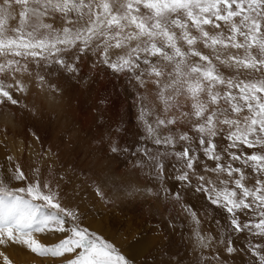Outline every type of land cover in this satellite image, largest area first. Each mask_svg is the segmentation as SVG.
<instances>
[{"label": "snow or ice", "instance_id": "1", "mask_svg": "<svg viewBox=\"0 0 264 264\" xmlns=\"http://www.w3.org/2000/svg\"><path fill=\"white\" fill-rule=\"evenodd\" d=\"M82 55L127 73L140 87L155 85L156 102L139 97L138 120L152 147L135 148L136 165L160 178L164 162L175 157V178L190 185V173L195 176L196 190L229 215L230 231L264 237V0H0V104L18 103L10 89L26 90L22 77L32 75L30 64L76 72ZM38 79L42 86L45 77ZM181 95L191 101V111L181 113L190 127L173 132L178 118L167 114ZM217 137L227 142L220 151ZM111 151L129 149L114 141ZM10 179L27 181L19 166ZM59 200L57 187L39 178L15 189L0 179V244L39 256L73 254L66 264H130ZM186 211L199 225L196 213ZM36 233L62 235L48 245ZM196 237L204 247L212 239L206 243L198 231ZM248 251L251 264H264V243L250 242Z\"/></svg>", "mask_w": 264, "mask_h": 264}, {"label": "bare ground", "instance_id": "2", "mask_svg": "<svg viewBox=\"0 0 264 264\" xmlns=\"http://www.w3.org/2000/svg\"><path fill=\"white\" fill-rule=\"evenodd\" d=\"M75 64L78 69L76 72H68L56 64L45 67L30 64L32 75L25 74L22 77L27 85L26 90L16 92L10 89L18 103L12 105L5 98V102L0 104V165L7 171L16 170L17 166L31 173L36 170L32 175L26 173L27 182L39 178L56 186L59 196L67 198L71 193L73 196L84 193L92 196L99 190L118 211L145 216L148 224L155 226L151 231L153 234H145L129 245V254L142 262L153 258L155 263L172 264L171 257L177 255L181 241L180 237L174 236V230L182 222L156 212L154 208L157 204L162 205L165 195L151 183L139 182L130 170L117 172L115 168L125 164L120 158L121 151H111L114 141L123 149L128 146L130 138L137 136L136 130L139 135L144 133L138 120L139 97L147 95L149 101L156 102L155 85L149 80L144 87H140L127 73L114 74L91 55H82ZM221 71L227 73L229 70L221 68ZM37 74L45 77L42 86ZM107 74L113 77V83L118 84L124 97L118 120L115 119V108L119 107L116 105L114 108L110 99L99 91L101 77ZM177 105L167 114L178 118L177 124L171 128L173 132L176 129L188 131L190 126L181 122V119L186 120L181 117V113L191 111V101L181 95ZM157 108L159 110V104ZM134 122L139 124V128ZM204 175L211 176L214 173ZM74 187L78 190L74 191ZM87 190L89 192H85ZM143 195L153 197L157 203L147 201ZM179 201L176 198L171 200L178 209ZM197 218L203 227L205 242H208V237L212 238L211 241L215 239L217 236L204 228L203 223L206 222L202 216ZM156 227L166 234L155 238ZM197 231L194 229L189 237L195 245L200 243L196 237ZM167 236L171 237H168V243L164 241ZM3 250L0 249L1 252ZM22 257L25 258L22 261L24 263L40 260L37 257ZM0 264H4L2 256Z\"/></svg>", "mask_w": 264, "mask_h": 264}, {"label": "rangeland", "instance_id": "3", "mask_svg": "<svg viewBox=\"0 0 264 264\" xmlns=\"http://www.w3.org/2000/svg\"><path fill=\"white\" fill-rule=\"evenodd\" d=\"M108 76V77H107ZM102 80V81H101ZM99 91L104 93L112 102V104L119 108L115 112V119L118 120L121 116V105L124 103V97L122 91L118 84L113 83V77L109 74L101 77ZM112 80V81H111ZM118 96V97H117ZM120 99V100H119ZM119 112V114H118ZM135 126L139 128V124L134 122ZM138 130H136V137L130 138L129 144L126 147L129 151H122L120 158L124 161L125 166L117 167L115 170L117 172L131 171V175L139 180V182H148L151 183V186H155L160 190V193L165 195L163 199V203L157 204L156 212H159L163 216L167 215L168 219H180L182 222L181 225L175 226L174 236L180 237V248L177 249L176 254L171 257L172 264H251V260L255 259L252 257L251 253L248 251L249 243H264V237H253L249 233L245 232H232L230 231V217L223 209L217 207L216 205L211 204L206 199V194L203 192H198L196 190L197 179L190 173L191 184H187L186 182H182L177 180L175 177L179 175L177 169L179 168V162L176 161L175 157H171L164 162V174L160 178H157L155 175L151 174V170L149 167L141 168L136 165V160L141 156L140 153H137L135 156L132 154L135 151V148L139 146L141 143L148 144L149 147H152L149 141H145L143 139L144 133L138 134ZM121 138V137H120ZM135 138V139H134ZM123 139V138H122ZM120 139V140H122ZM124 141V140H122ZM134 141V142H133ZM215 142L218 144L217 151H220L222 146H226L227 142L224 141L221 137H217ZM177 150H179V145H177ZM244 151L251 154L253 151H257V149H247L244 148ZM191 154V153H190ZM201 159L204 157L201 154ZM227 159V157H225ZM207 163L213 166V161H207ZM213 164V165H212ZM175 165V167L173 166ZM199 172L200 175H204L205 173L200 170V167L194 165ZM15 172V169L6 170V168L0 165V179H3L9 188L15 189L19 187H25L27 181H16L11 180L12 174ZM24 174L31 173L30 171L23 170ZM36 170L33 171L35 174ZM31 173V175L33 174ZM30 175V176H31ZM214 176V177H213ZM212 179H215V174L209 176ZM156 178V179H154ZM141 180V181H140ZM163 185V187H162ZM207 186V185H206ZM165 189L168 191L166 192ZM78 190L77 187H74V191ZM186 191V192H185ZM85 192H89L88 190ZM185 192V193H184ZM179 193L181 199L178 202V207L174 206L171 202L173 198H175V194ZM183 194V196L181 195ZM144 196V199L150 201L153 204H156L157 200L150 196ZM59 202L61 205L71 211H77L79 213V219L76 221L81 227H85L89 229L92 233H95L102 239L107 242L112 243L115 248L123 254L129 261L130 264H159L155 263V260L150 259L148 261L142 262V260L134 259L129 254L128 247L137 241L140 237L145 234L151 235V231L154 229L151 223L146 220L145 216L140 215H131L124 214L121 211H118L114 208L110 201L105 198L104 195H100L95 193L90 196L87 193L82 195L73 196L72 193L66 197L59 196ZM76 198V199H75ZM143 198V197H141ZM151 198V199H150ZM72 201H71V200ZM150 199V200H149ZM153 200V201H152ZM155 201V202H154ZM66 202V203H65ZM181 203L183 204L181 206ZM160 205V206H159ZM190 205V206H189ZM162 206V207H161ZM162 208V209H161ZM187 209H191L196 213V216H202L206 223L204 228L210 229L211 233L217 236L210 243H208L207 247H204L202 244L198 243L195 245L189 237L191 232L194 229H197L201 236H204V232L200 225L194 224L192 216L189 214ZM168 209V210H167ZM164 210L166 212H164ZM46 211H52L51 209H46ZM168 211V212H167ZM165 215H164V214ZM239 215V214H238ZM71 219L70 217L68 218ZM241 221L245 220L244 216H240ZM65 227H68V224H65ZM158 227H156L157 229ZM155 238H159L160 236H164L166 233L162 232V229H157L155 231ZM35 238L40 240L42 243L51 245L57 243L61 238L62 234H34ZM221 236V237H219ZM168 237H164V241L168 243ZM171 238V237H169ZM219 239V241H218ZM221 239H223V243H221ZM229 240L231 243H229ZM207 243V242H206ZM15 248H13V246ZM17 246V247H16ZM233 247L234 251L229 253L227 251V247ZM16 245L11 242H7L5 244H0V249L2 252L7 255L12 264H66V261L71 259L73 254H65L62 257H52V256H39L35 253L29 251L25 246ZM3 248V249H2ZM13 250H11V249ZM18 248V250H17ZM17 251V252H16ZM28 253H27V252ZM1 252V251H0ZM15 252V253H14ZM31 252V253H30ZM15 258H14V254ZM32 256H31V255ZM19 255V256H18ZM37 257L40 260H34L32 262H22L25 261V258ZM18 257V260H17ZM20 259V260H19ZM188 260L186 263L185 261ZM146 262V263H144ZM162 262V261H161ZM197 262V263H196Z\"/></svg>", "mask_w": 264, "mask_h": 264}]
</instances>
